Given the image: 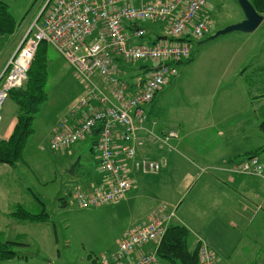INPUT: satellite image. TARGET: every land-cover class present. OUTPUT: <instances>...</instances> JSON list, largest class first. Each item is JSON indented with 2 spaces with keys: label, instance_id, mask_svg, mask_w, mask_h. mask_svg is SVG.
<instances>
[{
  "label": "rangeland",
  "instance_id": "374dc122",
  "mask_svg": "<svg viewBox=\"0 0 264 264\" xmlns=\"http://www.w3.org/2000/svg\"><path fill=\"white\" fill-rule=\"evenodd\" d=\"M0 1L7 5L14 21L13 32L1 37V43L5 47L10 41L12 44L17 42L37 15L44 0ZM205 1L206 15L212 30L202 39L190 37L193 57L187 63L174 65L176 74L158 91L152 104L154 115L156 113L154 118L162 126L179 128L183 134L189 133L186 144L195 146V151L206 149L204 156L217 155L207 147L212 148V145H217V138L214 135L221 129L225 131V152L230 150L235 152L231 162H238L254 151H257L258 156L262 158L264 131L259 130L258 125L264 117V19L252 32L234 31L208 40L217 30L242 21L244 14L237 0ZM139 24L148 31H155V34L150 33L144 37L147 41L160 35V30H163L161 28L164 26V22L141 21ZM244 68H246L245 76L252 88L251 92L246 86V80L239 75L240 70ZM251 70H256V76L250 73ZM46 72L47 100L36 116L40 117L38 121L42 117L44 120H51L56 115L71 109L83 90L81 89L83 85L73 69L51 46L47 52ZM144 74L146 73L143 72L142 75ZM7 98L0 109L1 130L3 125L8 124L12 113V105ZM207 120L212 124L211 128L207 127ZM30 139L35 141V137L27 139L28 142L26 141L23 149L24 155L22 152L21 158H26L35 168L21 165L13 172L11 170L9 173L0 174V240L16 242L11 246L16 256L12 259L0 260V264H101L102 256L116 249L126 227L130 226L134 218L145 212V207L142 206L143 196L158 194L157 185L149 184L131 190L127 194V199L125 198L126 200L118 205L106 203L90 208H78L72 202L71 193L74 183L62 185L59 195L55 197L56 185L53 184V179L45 185H39L37 175L40 177V174L37 173L38 170L58 166L69 167L78 156H80V164L76 167L77 171L94 169L97 153L94 149H90V139L74 144L71 147L74 154L69 158L64 150H51L47 145L48 141L43 143L44 150L34 154L32 151H37L36 143L32 145ZM42 142L41 139L37 140V143ZM150 143L159 151L164 148H158L157 141ZM20 162L19 160L18 163ZM229 163H226L225 167H228ZM204 166H206L204 161H198L189 153H184L178 160V167L182 172ZM208 170L205 171L209 172ZM201 175L200 181L181 198L177 210L166 203L169 209H174L171 223L175 218L176 210L178 216L195 220L193 227L192 225L190 227L197 233L200 226L207 221V219L203 223L198 221L203 213L208 218L211 214L217 213L208 210L214 204L217 207L221 206L220 209H224L225 206L223 203L225 198L217 191L218 188L201 190L203 184L215 183L209 174L202 172ZM47 176L51 177V175ZM82 176L83 174L80 175L81 178ZM147 177L152 175L147 174ZM240 177L248 178L243 175ZM27 186L39 195H37L38 199L33 198L31 201L23 197L22 201L19 199V191L24 192ZM13 187L16 188L15 196L11 193ZM135 194L136 196L132 197ZM214 199L216 203L212 204ZM13 200L16 201L13 203ZM159 200L161 199L158 196L157 202ZM17 204L39 216L43 212L46 213L44 221L26 220L15 223L17 221L11 218L8 212ZM260 216L262 215L256 216L253 225L240 229L243 233L239 238L230 237L225 241L223 236L220 248L216 247L220 258L224 259L225 252L231 248L241 249L247 258L241 259L239 264L251 262L253 255L250 250L255 246L253 243L258 242L255 238V230L260 227L258 225L261 222ZM257 263L259 264V261Z\"/></svg>",
  "mask_w": 264,
  "mask_h": 264
},
{
  "label": "built area",
  "instance_id": "2783aa9c",
  "mask_svg": "<svg viewBox=\"0 0 264 264\" xmlns=\"http://www.w3.org/2000/svg\"><path fill=\"white\" fill-rule=\"evenodd\" d=\"M206 11L205 0H44L0 73V109L10 91L25 82L40 42L54 48L73 69L85 93L53 125L47 145L53 151L69 149L99 127L94 148L101 178L89 189L74 185L71 194L76 207L117 201L133 185L129 171L156 175L167 166L166 158L140 151L151 141L171 150L170 140L178 137L179 130L165 128L156 133L157 123L148 120L145 107L176 74L174 64L190 56V42L176 39L187 35L202 39L211 32ZM141 21L164 22L165 39L130 40L125 24L133 28L135 38H141L145 33ZM145 62L151 65L148 74L131 90L123 78V64ZM222 169L255 177L264 191V157L251 155ZM173 216L174 209L160 203L124 231L116 249L102 256L101 264H157V247ZM196 245L198 264H218L204 241ZM136 252L130 262H121Z\"/></svg>",
  "mask_w": 264,
  "mask_h": 264
},
{
  "label": "crops",
  "instance_id": "0c3cea01",
  "mask_svg": "<svg viewBox=\"0 0 264 264\" xmlns=\"http://www.w3.org/2000/svg\"><path fill=\"white\" fill-rule=\"evenodd\" d=\"M161 29H163V27ZM160 31L161 34L157 35L155 39L147 41L144 37L150 33L155 34V31H148L147 29H145V33L143 37L135 38L133 35V28L129 24H125V32L128 34L129 37H131L130 40L135 42H140V41L156 42L158 40H163L164 39L163 30ZM23 35L24 33L18 38L17 42L14 44L11 43L12 41H10L9 42L10 44H7L5 47L2 44V51L0 54V73L3 70L7 59L12 55V53L18 46ZM216 57L218 58L219 56ZM136 65H138V67H136ZM141 65H147V67H142ZM150 67H151L150 64H145V63H139L134 65L123 64L122 67L123 78L127 81L129 86L131 87V90H133L145 78V76H147L148 74L147 72L149 71ZM241 71L242 70H240L239 72L240 76H242ZM143 72L146 74L142 75ZM81 89L83 90H81L82 94L79 97L83 95V91L85 90L84 86ZM157 94L158 93H156V95ZM156 95L153 97L152 101L145 107L149 121H156L154 118L156 113L154 115L153 105H152L154 103ZM8 98L10 99L11 102L10 104L12 105L11 107L12 113L9 118L8 124L3 125L2 130L0 127V138L2 139H7L10 136L16 122L15 117L17 112V106L9 96ZM69 110L67 109L61 115L58 116L56 115V117L52 118L51 120L48 119L44 120L42 117V119L38 121L40 117H35L33 121V132L29 136V138L35 137V141L30 139L32 140V145H35L36 143L35 149L37 151H32L34 154L44 150L43 143H46V141L49 140L53 125L57 122V120L60 117L64 116ZM206 122H207L206 124L207 127L211 128L212 124H209L208 120ZM165 128L168 127L166 125L162 126L157 123L154 127V130L156 133H160ZM176 129L179 130V135L177 138L170 140V145H172L173 147L171 150H166V148L165 149L161 148V150L159 151L154 147L155 146L154 144H151L149 142L146 143L144 148H142L140 151L141 153L150 156L152 158H160V157L166 158L167 166L164 167L158 174L152 175V177H147V175H143L138 172L129 171L128 176L132 179L133 185L131 186L130 190L126 193V195L123 198L113 202L114 205H118L119 203L125 201L127 199V194L131 190H137L139 186L144 187L149 184L157 185L158 194H154L153 196H143L142 206L145 207V212H143V214H141L140 216L134 218L130 223L131 226L137 222L144 220L151 211H153L155 208L159 206L160 203H167L175 207V209L177 210L179 208L180 205L179 202L181 198L185 195V193L190 192L192 188L197 184V182L200 181L202 172L203 174L207 173L215 181V183H213L212 185L203 184L201 186L203 187L201 190H206L209 189L210 187L218 188L217 191L220 192V194L223 195V197L225 198V201L223 202L225 205L223 206L224 209H220L221 206L220 207L215 206L214 203H216V200L214 199L215 201L214 200L212 201V204L214 205L208 210L216 211L217 213L211 214L210 215L211 217L208 216V218L210 219H208L204 213L202 214V216L200 217V219H198V221H201L202 223L204 222L205 219H207V221L206 224H202V226H200V228L198 229V233L194 232L190 227V225H192L193 227L194 224L193 222H195V220L189 217L187 218V217L178 216L176 210H175V218L172 220V223L181 224L189 230L190 234L188 238V244L190 249L194 248L197 242L202 239L215 252L216 260L218 264H239V261L241 259L245 260L247 258L243 250L241 249L235 250L231 248L229 251L225 252V258L223 259L220 258V256L218 255L216 247L220 248L221 239L223 240V236H225V241L230 237L231 238L234 237L235 239L239 238L243 233L240 231V229H242V227L244 226L253 225L256 216L258 214H261L262 215L260 216L261 222L258 223L260 227L255 230V238L258 239V242H254L253 244L255 246H253V248L250 250L251 254L253 255V258L249 264H258L257 261H259V264H264V191L260 185V181L255 177L247 176L248 178L246 177L242 178L240 177L241 174H237V175L229 174L222 169L223 167H225L226 163L232 161L231 157H233L235 153L233 150H230L229 152H225V131L221 129L217 130L214 135L217 138V143H216L217 145H212V148L207 147L210 151L217 153V155L211 157L210 155H206V156L203 155L204 150L206 149H201V151L198 150L195 151V146L187 145L186 139L189 138L190 134L189 133L183 134L179 128ZM39 139H41L43 142L37 143V140ZM172 140L175 141L172 142ZM64 152L66 153L67 158H69L74 154L72 148L66 149L64 150ZM184 153H189L190 155L193 154L194 158H196L198 161H204V163H206V166L193 167L192 170L190 168V170H185L184 172L180 171V168L178 167V160H180V158L183 157ZM66 156L64 158H66ZM21 165H25L26 167H29L31 169L35 168L33 167V164H31L29 161L26 160V158L23 157L21 162L16 163L15 165L0 163V174L9 173L11 170L13 172L18 166ZM98 167L99 166L97 159L94 165V169H88L85 171H81V170L77 171L76 169L74 176H70L67 174L66 170L68 166L67 167L58 166L42 171L38 170L37 174H40V177L37 175V181L39 185H45L49 180L53 179L52 180L54 181L53 184L56 185V191L54 193V196L57 197L59 195L61 186L68 185V183L80 184L85 189H89L90 187L96 185L101 178V172ZM206 169H209L208 170L209 172H206L205 171ZM82 174L83 176L81 178L80 175ZM47 175H51V177ZM11 193L15 196L16 188L13 187V189H11ZM18 194L20 200L23 197L25 199L29 198L30 201L33 200V198L36 199L38 195L34 193L31 187L29 186L26 187L24 192H22L21 190L19 191ZM136 194L133 195L132 197H135ZM158 196L161 200L157 202ZM129 198L131 199V197ZM16 199H18V197ZM14 201L16 200H13V203ZM258 207L260 208L258 209ZM15 223L18 224L21 222L17 221ZM129 227H126V229H128ZM243 243H245L244 238H243ZM258 244L260 246H258ZM147 248H149V245L142 248L141 250L146 251ZM138 253L139 252L133 253L129 257L123 259L121 262H130L132 259L136 257Z\"/></svg>",
  "mask_w": 264,
  "mask_h": 264
},
{
  "label": "trees",
  "instance_id": "16d2710c",
  "mask_svg": "<svg viewBox=\"0 0 264 264\" xmlns=\"http://www.w3.org/2000/svg\"><path fill=\"white\" fill-rule=\"evenodd\" d=\"M249 1L258 13L262 15L264 14V3L262 0ZM13 30L14 21L12 16L7 9V5L0 1V37L11 34ZM176 40L188 41L191 44L189 35L181 36ZM49 47L50 45L44 41L39 43L28 69L25 82L21 87L13 89L9 93V97L17 106L15 117L16 122L10 136L7 139L0 138V163L15 165L19 162V160H22L21 157L24 145L33 132V121L36 115L40 112L42 105L47 100L45 84L47 80L46 67L47 52ZM192 57L193 55L191 50L190 56L187 59L177 63H187L192 59ZM141 66L147 67V65ZM246 68L242 69L241 75L243 76V79L246 80V86L251 92V85L248 83L247 77L245 76ZM255 71L251 70L250 73L256 76L257 73ZM258 128L259 130L264 131V117L259 123ZM98 130L99 127L94 128L91 135L88 136L91 141L90 149L95 150L94 146ZM251 155H258L257 151H254L247 157ZM45 214L46 213L43 212L41 216H39L31 213L19 204H17L13 210L9 212V216L19 222H24L26 220L44 221ZM189 234V230L181 224L171 223L168 225L157 247V264H198L197 248L195 246L190 249L188 244ZM13 244H16V242L10 240H0V260H8L16 256L15 251L11 247Z\"/></svg>",
  "mask_w": 264,
  "mask_h": 264
},
{
  "label": "water",
  "instance_id": "95a60500",
  "mask_svg": "<svg viewBox=\"0 0 264 264\" xmlns=\"http://www.w3.org/2000/svg\"><path fill=\"white\" fill-rule=\"evenodd\" d=\"M237 2L243 11L244 19L238 23H234L222 29L217 30L214 34H212L208 38V40L217 38L219 35L227 34L229 32H234V31L243 32V33L252 32L261 24L264 17L262 14L256 11V9L249 0H237ZM163 38L165 39V37ZM157 68L158 67H156L155 69ZM79 162H80V156L76 157L75 161L67 168L66 172L70 176L75 175V170Z\"/></svg>",
  "mask_w": 264,
  "mask_h": 264
}]
</instances>
